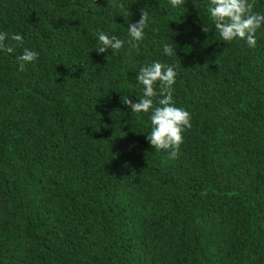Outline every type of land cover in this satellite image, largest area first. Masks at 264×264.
Returning <instances> with one entry per match:
<instances>
[{
	"label": "trees",
	"instance_id": "trees-1",
	"mask_svg": "<svg viewBox=\"0 0 264 264\" xmlns=\"http://www.w3.org/2000/svg\"><path fill=\"white\" fill-rule=\"evenodd\" d=\"M208 3L0 0V32L23 38L0 51V264H264V25L254 48L225 42ZM141 10L139 49L97 55ZM24 48L39 57L19 71ZM153 61L191 116L176 159L122 102Z\"/></svg>",
	"mask_w": 264,
	"mask_h": 264
},
{
	"label": "clouds",
	"instance_id": "clouds-1",
	"mask_svg": "<svg viewBox=\"0 0 264 264\" xmlns=\"http://www.w3.org/2000/svg\"><path fill=\"white\" fill-rule=\"evenodd\" d=\"M96 4V0H93ZM255 0H209L207 12L210 16L216 33L225 42H231L239 38L244 40L248 47L256 46L257 30L264 25V14L254 12ZM173 7L184 4V0H170ZM113 7L125 9L123 3H113ZM130 15V13H129ZM149 13L141 10L140 19L136 23H129L127 41L109 36L104 32H97V55L106 53L109 49L119 50L127 43L129 50H138L139 42L144 39V30L148 27ZM208 32L207 27H203ZM10 40L14 43H6ZM23 44L20 34L9 35L0 32V51L13 53L17 45ZM175 45L165 43L163 53L167 56L175 55ZM39 57V53L24 48L16 57L19 71L25 70L26 63H33ZM177 73L174 66L153 61L139 68L136 81L142 86V97L133 103L127 97L123 103L131 108L132 113H150L151 130L146 139L151 146L159 150H168L169 158L176 159L180 146L183 143V133L192 127L190 113L175 106L173 100V85L176 82ZM159 97L158 100L154 98Z\"/></svg>",
	"mask_w": 264,
	"mask_h": 264
}]
</instances>
